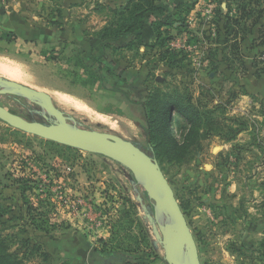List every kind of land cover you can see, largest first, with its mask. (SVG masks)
I'll return each mask as SVG.
<instances>
[{
	"label": "rangeland",
	"instance_id": "rangeland-1",
	"mask_svg": "<svg viewBox=\"0 0 264 264\" xmlns=\"http://www.w3.org/2000/svg\"><path fill=\"white\" fill-rule=\"evenodd\" d=\"M127 1L21 0L41 36L0 40V107L132 143L159 164L200 264H264V0H164L157 18L172 24L163 46L152 32L100 42ZM174 93L216 124L201 150L156 159L142 105ZM156 195L108 157L0 120V233L26 264H91L95 251L120 250L137 264H167Z\"/></svg>",
	"mask_w": 264,
	"mask_h": 264
},
{
	"label": "trees",
	"instance_id": "trees-1",
	"mask_svg": "<svg viewBox=\"0 0 264 264\" xmlns=\"http://www.w3.org/2000/svg\"><path fill=\"white\" fill-rule=\"evenodd\" d=\"M162 1L164 0H128L125 5L118 6L113 10V20L100 31V42L105 43L108 39L117 40L121 37L139 41L144 32H152L158 45L163 46L168 39L162 38L161 29L172 22L157 18V15L164 14ZM178 7L184 8L186 13L189 11L188 5L180 4ZM164 54L167 56L170 52ZM142 106L146 117V140L156 159H172L177 153L183 156L185 153L201 150V142L210 135L206 128L210 129L216 124L209 111L200 110L190 99L178 93L152 97V102ZM202 129L206 131H201ZM91 262L137 264L122 250L95 251L91 255ZM0 264H26L22 257L12 251L11 239L1 233Z\"/></svg>",
	"mask_w": 264,
	"mask_h": 264
},
{
	"label": "water",
	"instance_id": "water-1",
	"mask_svg": "<svg viewBox=\"0 0 264 264\" xmlns=\"http://www.w3.org/2000/svg\"><path fill=\"white\" fill-rule=\"evenodd\" d=\"M0 120L9 127L41 139L77 149L103 155L122 165L147 187L155 191L160 199L155 202V221L161 231L164 260L167 264H182L180 257L185 252L188 264H200L197 249L185 218L157 161L146 155L132 143L119 137L78 129L69 125H43L28 122L0 107ZM166 220L164 226L158 218Z\"/></svg>",
	"mask_w": 264,
	"mask_h": 264
},
{
	"label": "crops",
	"instance_id": "crops-1",
	"mask_svg": "<svg viewBox=\"0 0 264 264\" xmlns=\"http://www.w3.org/2000/svg\"><path fill=\"white\" fill-rule=\"evenodd\" d=\"M20 1L21 0H6V3L0 0V40L12 37L14 40L31 42L41 36V34L37 32L39 26L38 22L34 18L31 19L29 17L30 15H26L25 9L22 7ZM67 12L69 14V9H67ZM64 23L66 26L67 21L65 20ZM69 25H71V23ZM69 28H72V30L74 28L77 31V28L74 26ZM54 34H56V32L48 30V35L57 37ZM67 37L66 35L65 38ZM260 78L261 80L259 81H261V84H258V91L264 92V75Z\"/></svg>",
	"mask_w": 264,
	"mask_h": 264
},
{
	"label": "bare ground",
	"instance_id": "bare-ground-1",
	"mask_svg": "<svg viewBox=\"0 0 264 264\" xmlns=\"http://www.w3.org/2000/svg\"><path fill=\"white\" fill-rule=\"evenodd\" d=\"M3 71V70H2ZM8 71V70H7ZM5 73H7V72H5ZM11 74V73H10ZM4 75V74H3ZM8 75V74H7ZM12 76V75H11ZM8 77V76H7ZM15 77V75L12 77V78H14ZM8 78H10V77H8ZM16 78V77H15ZM53 98L55 99V100H57V102H61L62 104H66V105H73L74 106V104H73V102L71 101V100H69L68 98H66V97H64V96H62V95H58V94H55L54 96H53ZM76 106V105H75ZM74 106V107H75ZM76 107H78V108H80L79 106H76ZM78 110V109H77ZM82 110V109H81ZM98 116V115H97ZM104 118V117H103ZM99 119H102V118H99ZM108 123V122H107ZM157 196V195H156ZM157 198L158 199H160V197L159 196H157ZM162 219H163V221H162ZM161 219V217H159L158 218V221L159 222H162V223H164V224H160L161 226H164L165 225V220H164V218H162ZM180 260L182 261V259L180 258ZM182 264H185L184 263V261H182Z\"/></svg>",
	"mask_w": 264,
	"mask_h": 264
}]
</instances>
